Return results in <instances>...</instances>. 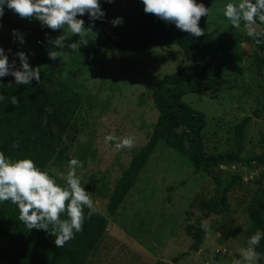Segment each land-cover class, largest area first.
I'll return each mask as SVG.
<instances>
[{
    "label": "rangeland",
    "instance_id": "374dc122",
    "mask_svg": "<svg viewBox=\"0 0 264 264\" xmlns=\"http://www.w3.org/2000/svg\"><path fill=\"white\" fill-rule=\"evenodd\" d=\"M213 8L200 19L204 33L237 39L239 50L236 64L240 71H226V82L209 90L186 93L182 101L205 114L202 131L206 154L235 149L234 126L244 116H251L242 142L241 157L264 151V68L257 71L253 54V39L241 25L237 29L223 14ZM144 12L142 0H123V22L131 24L129 14ZM7 14L26 32L41 24L35 18H21L8 9ZM146 14V13H145ZM3 27L0 25V31ZM77 54L64 56L62 76L78 98L75 114L77 132L72 141L64 138L67 156L51 160L47 170L66 172L71 157L83 162L82 184L91 195L98 211L107 221L106 230L96 249L88 256L87 264H233L240 259L241 248L247 247L252 228L248 206L254 197L264 194V167L247 170L231 165L241 175L228 192L229 205L222 214L204 216L199 202L214 192V181L205 171L194 170L187 157L159 142L137 175L133 186L114 215L107 212V202L115 181L129 165L135 151L144 145L157 119L158 111L152 91L158 80L180 68L190 69L182 49L170 46H151L143 50H119L106 46L102 32L92 31L81 36ZM24 43L14 40L13 34L0 32V47L9 60L22 51ZM51 48V46H50ZM11 49V52L8 50ZM114 134L123 138L131 134V148L117 151L114 143L104 137ZM263 175L260 183H253ZM60 184L63 181L59 180ZM201 216L205 233L198 249H192V239L186 225ZM15 243L0 231V263L15 248ZM256 264H264L260 253ZM177 260L173 262V259Z\"/></svg>",
    "mask_w": 264,
    "mask_h": 264
},
{
    "label": "trees",
    "instance_id": "16d2710c",
    "mask_svg": "<svg viewBox=\"0 0 264 264\" xmlns=\"http://www.w3.org/2000/svg\"><path fill=\"white\" fill-rule=\"evenodd\" d=\"M222 1L196 0L208 9L213 8L218 15H221ZM100 4L105 12L102 20L91 21L87 14L78 18L85 21L86 28L94 24L92 31L104 34L106 46L112 44L119 50L139 51L151 46L175 44L182 49L184 58L191 62L190 69L180 68L164 74L154 87L151 95L158 111L157 119L147 142L134 152L129 165L115 181L109 193L107 212L110 215L116 213L152 151L159 142H163L184 154L196 172L205 171L212 177L215 184L213 194L199 202L202 214L224 213L229 205L228 192L241 178L238 172L226 167L236 165L247 170L254 166L264 167V151L249 157L240 156L245 127L251 119V116H244L234 126L235 149L206 154L202 139L205 114L182 101V96L224 84L227 70L239 72L235 62L239 41L208 33L195 37L177 29L174 24L145 13L129 14L131 24L123 22L113 26L111 21L122 17L123 0L112 3L100 0ZM7 11L5 7L4 15L0 17L3 27L0 32L13 34V29H16L24 36L22 51L29 55L31 66L39 67L41 79L39 83L34 79L29 85H18L11 75L0 78V95L6 97L0 100V151L13 158H31L38 167L47 170L51 160L60 161L67 156L63 139L72 141L77 132L74 117L79 100L62 73L64 56L73 57L79 49L65 48L61 59H49L48 50L52 45L47 42L48 38L55 39L63 34V30L52 31L38 24L24 34L25 29L11 19ZM68 35L69 42L78 41L81 37ZM253 44V59L257 71H260L264 68V41L259 45L253 41ZM15 59L19 66V59ZM14 95L20 100L18 106L11 104ZM263 108L257 109L254 116H258ZM13 144H18V147L13 148ZM211 169L217 173L213 175ZM262 177L259 175L250 180L260 183ZM84 211L87 217L88 209ZM248 215L252 228L264 233V194L253 198L248 206ZM106 226L105 216L97 211L91 218L85 219L83 230L76 233L74 239L57 248L53 236L44 230H29L20 222L15 205L10 201L0 202V231L16 245L0 264H87L88 256L96 249ZM186 232L192 239L191 248L198 249L205 233L202 217L187 224ZM256 248L264 254V238ZM176 260L177 257L173 262ZM155 264L170 263L158 261Z\"/></svg>",
    "mask_w": 264,
    "mask_h": 264
},
{
    "label": "clouds",
    "instance_id": "9594fccd",
    "mask_svg": "<svg viewBox=\"0 0 264 264\" xmlns=\"http://www.w3.org/2000/svg\"><path fill=\"white\" fill-rule=\"evenodd\" d=\"M108 3L114 0H106ZM144 12L153 14L166 23L192 36L204 35V29L199 27L202 17L208 16L209 9L196 0H142ZM5 7L21 18H35L43 27L52 31L63 30V34L55 39L48 38L52 45L48 50L49 59H61L63 50L71 48L78 50L83 41L69 42L72 36H83L92 32L93 25L85 27V21L79 19L88 15L91 21L102 20L105 12L100 0H0V17L4 15ZM224 16L237 29L243 28L246 35L259 45L264 41V0H230L223 10ZM111 23L118 26L123 23L121 17L114 18ZM14 40L24 43V36L13 29ZM86 44V43H84ZM59 49V50H57ZM11 52V49L8 50ZM19 59L9 60L3 47H0V78L11 75L18 85H29L34 79L40 82L39 67L31 66L29 55L23 51L15 53ZM6 97L0 95V100ZM17 96L11 97V104L18 106ZM106 144L112 142L117 151L134 146L135 139L131 134L123 138L114 134L104 137ZM18 144H13V148ZM84 164L78 158L71 157L67 163L66 172L56 169H41L36 162L28 157L13 158L0 151V202L10 201L19 210V220L29 230H44L53 236L57 248L63 247L75 234L83 230L86 218L96 214L94 201L82 184V175L78 174ZM63 184L57 182V178ZM85 208L88 209L87 217ZM63 217V218H62ZM264 233L259 230L249 237L247 247L241 248L240 259L233 264H256L259 254L256 247Z\"/></svg>",
    "mask_w": 264,
    "mask_h": 264
},
{
    "label": "water",
    "instance_id": "95a60500",
    "mask_svg": "<svg viewBox=\"0 0 264 264\" xmlns=\"http://www.w3.org/2000/svg\"><path fill=\"white\" fill-rule=\"evenodd\" d=\"M185 142L187 143V141H185ZM226 168L229 169V170H232L231 167H226ZM211 172H212L213 175H215L217 173L216 170H214V169H211Z\"/></svg>",
    "mask_w": 264,
    "mask_h": 264
}]
</instances>
